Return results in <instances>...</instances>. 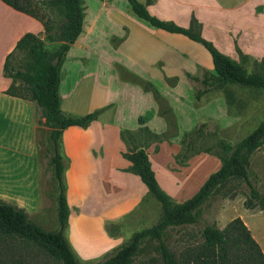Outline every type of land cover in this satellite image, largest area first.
I'll return each mask as SVG.
<instances>
[{
  "label": "crops",
  "instance_id": "crops-1",
  "mask_svg": "<svg viewBox=\"0 0 264 264\" xmlns=\"http://www.w3.org/2000/svg\"><path fill=\"white\" fill-rule=\"evenodd\" d=\"M140 2L145 4L146 0ZM92 5L98 13L106 9V18L111 20L114 26L116 23L119 24L121 31L122 28H126L127 34L121 42L124 59L120 64L130 70L131 75L159 84L173 78L182 83L186 78L189 79L187 74L192 76L197 70L213 72L211 58L204 48V50L200 48L201 45L184 36L152 28L132 14L131 16L127 14L126 17H133L131 21L134 26L119 23L122 15L117 12L114 2H97ZM147 10L151 15L183 28L189 26L190 18L194 16L201 25V36L233 60L236 59L235 55L237 56L236 49L251 60H260L264 57V0H153L147 5ZM99 14L96 15V24L93 28L94 33L100 34L102 25L99 22L101 18ZM88 30L85 15L82 32L72 45H83L87 41ZM42 32V25L37 20L0 2V116L8 118L13 127L18 128V133L12 137H9L7 129L0 130V200L21 207L28 214L40 206L35 106L31 101L5 93L11 85V80L2 76V67L6 55L24 34L41 35ZM72 45L67 55L70 54ZM178 53L181 54V58L171 61L169 56H177ZM64 66L66 61L61 68L60 87L63 82ZM96 84L106 90L105 101L98 106L99 109L112 103H116V107L111 118L104 117L103 111L87 128L74 126L63 132L60 154L64 163L63 181L66 187L69 219L73 214L77 217L80 213L91 221L98 220L101 229L106 223H124V226L126 224L132 226L135 222L145 224L146 227L140 230L149 228L155 224L153 222L157 219L156 212L151 209V203H148L152 201L146 186L130 171L131 163L123 156L127 147L120 138V131L137 133L142 127H147L156 135H160L165 131V126L158 125L155 128L154 120L139 124L138 118L146 109L145 95L130 84L120 86L119 91L118 88L115 89L118 91L116 97L111 95V92L115 91H109L97 78ZM60 87L61 110L72 115L73 113L63 108L64 95ZM69 95L70 92L65 96ZM131 96L145 106L134 115L130 111ZM130 119L135 123L133 127L127 128L126 123ZM155 119L157 123L162 122L157 116ZM16 143L19 146L17 148L22 149L19 153L22 158L18 161L16 156L9 157L7 154L10 148L8 144ZM155 143L148 146L146 152L156 180L160 188L175 203H181L189 198L190 195H187L189 192L196 193L208 178L209 173L202 176V172L205 170L204 166L209 169V162L206 160L209 156L200 154L191 157L186 166H179L174 159L180 151L178 141L171 144L167 141ZM217 161L218 163L214 162L215 171L220 167L219 160ZM231 204L232 202L228 201V206ZM203 207L202 218L205 217ZM214 214L212 220L204 221L200 218L197 225L167 229L174 240L173 249L169 246L168 248L178 260L188 256L190 252L188 249L194 244L192 242L200 237V232L199 234L195 232L196 229L201 230L204 225H214L223 230L235 218L241 219L264 256V219L257 220L264 216V210L241 209L228 216H222L221 210H218ZM115 239L110 238V241ZM177 249L178 251H175ZM184 255L186 256L183 257Z\"/></svg>",
  "mask_w": 264,
  "mask_h": 264
},
{
  "label": "rangeland",
  "instance_id": "rangeland-1",
  "mask_svg": "<svg viewBox=\"0 0 264 264\" xmlns=\"http://www.w3.org/2000/svg\"><path fill=\"white\" fill-rule=\"evenodd\" d=\"M40 1V0H39ZM141 1V0H138ZM108 3L114 2V6L120 17L119 23L131 24L133 17H126L132 14L126 0H81L86 15V25L89 27L85 43L72 45L70 54L66 56V66L62 74V84L60 90L63 96L64 110L73 113L72 116H84L90 112L99 109V105L105 101V89L99 84H96V78L99 83L111 92L112 97H116L120 86L136 88L144 93L146 100V109L140 115L142 122H150L154 120L156 128L158 125H164L165 131L157 135V143L167 141L170 144L173 141H178L182 158L194 157L200 154H205L206 160L209 162V169L204 166L202 176L207 177L216 169L214 162L218 163V159L214 154L220 152L219 141L223 140L227 144L233 146L241 139L249 135L264 119V90L244 88L237 85H226L223 87H213L204 93L200 99H194V93L202 89L201 79L204 73L211 74L212 71L197 70L192 75L191 79H187L179 83L178 79H169L159 84H153L148 79L135 77L131 75L130 70L123 68L120 64L124 59V54L121 49L123 37L127 34L126 28H119V24L114 26L111 20L107 19L106 9H102V13L93 8L92 3ZM153 0L150 2L152 3ZM103 8V7H102ZM129 9V10H128ZM35 13L40 17L61 16V8L58 0L48 3L46 7L36 6ZM100 18L102 25L101 33H94V25L96 24L97 16ZM97 15V16H96ZM157 17V16H156ZM113 19V18H112ZM116 18H114L115 20ZM113 21V20H112ZM144 23V22H143ZM146 24V23H145ZM113 25V27H112ZM134 26V25H133ZM93 34V35H92ZM42 40L44 36L38 35ZM45 49L52 54L58 48V43H48L44 41ZM202 50L203 47H200ZM185 54H182L184 56ZM171 61L175 58H181V54L169 56ZM235 61L239 62V56L235 55ZM15 63L24 68L32 64L31 59L24 53L20 52L15 55ZM160 67V64H158ZM245 68L248 72L253 69V60L247 59ZM67 70H71L69 73ZM17 92L24 94L20 89L22 85L16 83ZM118 88V91L115 90ZM70 92L69 96L67 93ZM123 92V91H122ZM133 92V91H132ZM124 93V92H123ZM129 104H132L130 111L132 115L143 109V104L134 97H129ZM35 106V124H36V145L39 160V193L40 206L35 207L29 213L30 219L39 225L45 231H56L58 229L56 215V182L52 167L48 165L49 157L52 155V146L48 141L49 130L43 125L42 118L43 110ZM96 109H93L95 108ZM98 107V108H97ZM116 103H112L103 108L105 116L111 118ZM129 109V108H128ZM102 111V112H103ZM103 114V113H102ZM71 115V114H69ZM131 115V116H132ZM159 117L160 121L157 123ZM132 119L128 120L126 125L134 126ZM182 125L186 127L183 128ZM147 128V127H145ZM8 130L9 137L18 133L10 123L8 118L0 116V130ZM149 133L146 131H138L135 137L128 139L126 142L127 151H133L140 146L156 144L155 139L150 134H155L149 128ZM189 133L188 141L190 148L183 150V135ZM8 156H16V161L21 160L19 153L21 148L16 145L8 144ZM12 148V149H11ZM158 148L155 149L157 152ZM17 152V153H16ZM208 152V153H205ZM178 153V154H179ZM18 154V155H17ZM217 159V160H216ZM15 161V162H16ZM249 179L257 187L259 192L264 195V145L258 152H254L250 157ZM199 183V182H198ZM196 187V186H195ZM194 187V189H196ZM235 190L236 197L232 200L223 198L222 195L229 196ZM195 192H189L187 195L192 197ZM249 194L246 185L240 181H234L225 186L219 195L209 199L203 207L205 217L203 219L212 220L213 214L221 210L222 216L232 215L233 213L245 209L243 202ZM150 200L152 210L156 212L157 222L160 217V205L153 197ZM228 201L232 202L228 206ZM158 215V216H157ZM215 215V214H214ZM80 213L69 219L68 225L64 231L65 237L71 247L74 255L81 264H96L104 259L105 256L112 253L118 244L129 239L133 232L139 231L142 227H146L144 223L135 222L132 226H128L125 221V226L120 224L106 223L104 228H99L98 220H90L84 218ZM200 219V220H201ZM264 219V216L257 220ZM151 224V225H153ZM150 225V226H151ZM111 227V229L109 228ZM110 229V233L107 231ZM195 232H200L199 228ZM237 233V232H236ZM120 236V237H119ZM198 237V236H197ZM110 238H116L115 241H110ZM164 241L167 246L173 249L172 235L169 231L165 234ZM192 246H199L201 239L195 238ZM235 251L230 252V259L233 264H240L249 257L248 247L245 246L242 240H237ZM157 243L154 241H146L142 253L135 259L133 264H160L159 255L155 252ZM194 247V248H195ZM192 248V247H191ZM190 249V248H189ZM188 249V250H189ZM175 251H178L175 250ZM254 254V253H253ZM184 255L183 257H185ZM253 256V255H252ZM182 257V255H181ZM254 257V256H253ZM251 257V259L253 258ZM187 256L179 261L184 264H196L195 261H185ZM252 259V264H255ZM0 264H61L47 255L42 249L36 247L32 243L13 237H5L0 235Z\"/></svg>",
  "mask_w": 264,
  "mask_h": 264
},
{
  "label": "trees",
  "instance_id": "trees-1",
  "mask_svg": "<svg viewBox=\"0 0 264 264\" xmlns=\"http://www.w3.org/2000/svg\"><path fill=\"white\" fill-rule=\"evenodd\" d=\"M53 1L55 0H0L5 6L30 16L42 25L44 40L33 33L24 34L6 55L2 76L11 80L6 94L31 101L43 110V125L49 130L48 141L52 146V155L49 157L48 165L53 169L56 182L58 229L45 231L30 219L29 214L23 208L0 200V235L28 241L61 264H81L64 234L68 225L69 207L63 181L64 163L60 154V141L65 129L74 126L87 128L91 122L97 120L104 109H97L78 117L65 114L61 110L59 93L61 68L71 45L82 32L84 9L81 0H58L61 16L40 17L35 13L36 6L46 7ZM126 1L131 12L150 27L184 36L207 51L211 58L213 72L207 74L208 76L204 74L206 72L203 73L200 81L202 89L194 93V99H200L210 88L226 85L264 90V57L260 60H253V69L248 72L244 66L248 57L239 49H236L239 62L222 54L212 42L201 36V25L194 16H191L189 26L183 28L171 21H164L151 15L147 10V5L152 0H146L145 4L138 0ZM44 41L58 43V48L54 53L49 54L45 49ZM20 52H24L31 59L30 66L22 68L15 63V55ZM186 76L189 79L192 78L189 74ZM16 83L22 85L20 89L24 91V94L17 92ZM138 122L143 124L140 117ZM140 130L149 133L145 127ZM150 135L155 139L154 142L158 141L156 134ZM188 136L189 133L182 137L183 150L190 148ZM134 137L135 134L129 131H120V138L125 144L128 139ZM263 145L264 119L249 135L233 146L220 140V152L214 154V157L219 160L220 167L208 176L192 197L181 203H175L160 188L146 152L149 144L140 146L131 152L126 150L123 156L131 163L130 171L140 178L150 196L160 205V217L153 226L132 233L127 241L96 264H133L148 240L157 243L154 251L159 255L160 264H184L175 257L164 241L167 229L183 225H197L202 215V207L206 202L213 196L221 194L223 188L234 181L244 183L249 190L243 202L245 209L264 210V195L249 179L250 157ZM191 157L182 158L179 153L174 159L177 165L186 166ZM222 197L234 199L235 190L231 195H222ZM111 227L113 226H109L110 229ZM110 229L107 230L109 233ZM200 239L201 244L189 249L190 252L185 261H195L196 264H233L230 252L235 251L237 244L234 243L242 240L250 253L247 254L249 257L242 260L240 264H252V259L255 264H264V256L259 246L252 239L240 218L233 219L223 230H219L214 225H204L200 230Z\"/></svg>",
  "mask_w": 264,
  "mask_h": 264
}]
</instances>
